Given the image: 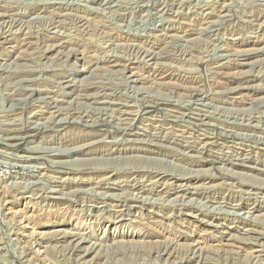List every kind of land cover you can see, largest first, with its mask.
I'll list each match as a JSON object with an SVG mask.
<instances>
[{
	"label": "rangeland",
	"instance_id": "1",
	"mask_svg": "<svg viewBox=\"0 0 264 264\" xmlns=\"http://www.w3.org/2000/svg\"><path fill=\"white\" fill-rule=\"evenodd\" d=\"M0 167V264H264V0H0Z\"/></svg>",
	"mask_w": 264,
	"mask_h": 264
},
{
	"label": "bare ground",
	"instance_id": "2",
	"mask_svg": "<svg viewBox=\"0 0 264 264\" xmlns=\"http://www.w3.org/2000/svg\"><path fill=\"white\" fill-rule=\"evenodd\" d=\"M196 94H197V93H196ZM14 132H15V131H14ZM12 134H13V132H12ZM12 134H11V135H12ZM8 135H9V134H8ZM11 135H10V136H11ZM11 139H12V138H11ZM91 141H92V140H91ZM10 166H12V165H10ZM0 172H1V167H0ZM3 175L6 176V177L9 176V175H5V174H3ZM0 177H1V176H0ZM9 177H10V176H9Z\"/></svg>",
	"mask_w": 264,
	"mask_h": 264
}]
</instances>
